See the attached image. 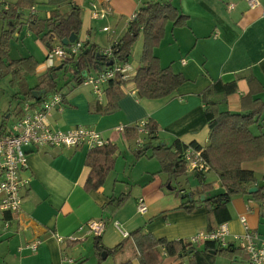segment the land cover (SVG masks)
<instances>
[{"label":"crops","instance_id":"crops-1","mask_svg":"<svg viewBox=\"0 0 264 264\" xmlns=\"http://www.w3.org/2000/svg\"><path fill=\"white\" fill-rule=\"evenodd\" d=\"M17 1L0 0V11ZM157 1L160 0H110V13L97 19L92 17V8H103L106 5L104 0H59V3L53 4L48 0H35L32 8L20 9V27L12 41L28 43L24 50L26 54H21L20 58L32 57L37 64L35 84L29 85L26 78L23 83L33 88L37 77L48 70L45 64L48 47L40 38L47 31L42 23L44 20L77 7L81 17L78 40L104 49L123 36L142 4ZM172 5L188 17V21L183 28H174L167 23L164 37L154 55L162 68L169 67L174 74H180L185 79L184 84L165 98L136 96L132 79L139 66L142 41L136 49L138 61L133 65L127 64L130 80L123 88L117 110L111 115L96 112L94 104L103 106L105 101L99 100L92 88L86 86L92 92L89 96L70 95L78 86H64L63 80L59 86L69 87V91L59 92L64 97L63 108L50 112L47 117L50 127L68 130L81 126L95 130L108 141V145L116 148L113 172L101 188L87 191L85 183L89 169L85 162L90 150L88 147L74 150L25 148L27 167L21 170L20 176L29 179V184L21 192L22 220L20 224L11 221L10 227L5 229L0 216V264H66L67 260L82 264H121L128 261L139 264L133 241L125 240L134 230L141 228L156 239L189 241L200 231L216 228L220 225L219 221L225 218L224 215L214 217L208 212L213 208L209 203H196L191 212L181 207L185 202L181 195L196 193L202 186H212V190L205 193L207 198L223 193L216 174L209 180L211 172L202 176L186 172L170 186L166 185L168 175L160 172L157 160L137 158L136 154L148 143L170 146L178 140L187 146H206L208 128L199 94L211 82L236 83L235 93L213 97L219 102L221 111L249 113L259 102H264V0H259L258 7L254 9L247 6L246 0H174ZM29 17L38 22L34 27L29 24ZM4 28L5 22L0 18V36ZM32 30L42 33L36 36ZM57 44L60 43L54 39L52 46ZM57 67L59 65L54 66ZM9 77L0 78V133H5L14 122L16 102L12 101V97L19 93L22 84L21 80H17L10 85ZM261 118L263 126L264 112ZM143 121L156 125V140L149 142L143 134H138L137 139L131 138L132 131L126 139L123 131L114 130L119 126L132 128ZM254 127L251 128L253 134ZM148 155L151 151L146 153ZM133 166H138L136 173ZM241 167L252 172L257 183L264 181L263 158L245 162ZM127 182L132 185L128 186ZM122 195L127 198L119 209H105L110 198ZM138 199H143L146 204L144 215L137 211ZM194 199H197L195 194ZM226 209L228 220L220 223L228 226L227 241L244 234L240 223L242 217L249 232L264 234L262 203L234 195L226 204ZM93 220L106 223L104 232L97 239L99 247L112 249L125 240L119 255L101 251L100 257V251L94 245L95 238L87 229V223ZM36 237L41 243L35 253L18 251L19 247ZM56 237H61L64 242L59 243ZM162 264H179V261L163 257ZM213 264H246V255L242 253L234 259L217 255Z\"/></svg>","mask_w":264,"mask_h":264},{"label":"trees","instance_id":"trees-1","mask_svg":"<svg viewBox=\"0 0 264 264\" xmlns=\"http://www.w3.org/2000/svg\"><path fill=\"white\" fill-rule=\"evenodd\" d=\"M173 1L160 0L142 4L132 21L129 22L123 36L110 46L111 58L104 57L100 52L102 49L85 43L84 49L77 57H72L69 61L62 63L59 68H50L38 76L37 84L33 88H29L23 81L26 75H35L37 64L34 59L27 57L11 60L9 53L13 36L20 27L18 11L22 8H32L35 0H18L15 4L8 5L5 10L0 11V18L4 20L6 27L0 36V78L11 76L10 83L17 80L22 82L21 90L12 97V101L16 102V107L13 110L14 119L21 116L22 106L25 103L35 108L44 102L47 95L60 92L63 88L58 83L60 75L65 81L64 86L71 84L74 88L83 84L86 74H98L108 70L113 63L127 64L133 45L139 37H142V51L139 66L132 79L136 96L145 99H161L176 92L184 84L185 79L180 74H174L169 67L162 68L154 55V50L164 37L166 24L171 23L174 28H183L188 21V17L181 14L172 5ZM48 3H59V0H48ZM29 21L32 27L38 23L35 18L31 17H29ZM42 23L47 31L40 38L48 49L52 46L54 39L61 44L63 39L74 34L78 40L81 30L80 10L77 7H72L68 12L57 13ZM41 33L42 31L34 32L36 36ZM126 83L127 81L121 80L118 76L108 80L103 86V98L100 99L104 100L105 104L103 106L94 104L96 112H100L102 115L113 114L117 110L118 101L123 96V88ZM236 90L235 82L223 83L217 80L211 82L199 94L204 104V117L208 128V141L203 148L195 144L187 146L175 140L170 146L162 144L152 146L151 143H148L138 149L136 154L137 158H141L146 157V153L151 151L149 158H155L158 161L160 172L168 175L166 185L171 186L172 181L178 180L187 171V164L182 159L184 150L187 147L202 150V157L210 166V172L213 171L217 174L224 192L207 198L205 193L210 191V186H202L197 189L196 193L181 195L185 200L181 207L185 211L191 212L196 203H209L213 208L208 212H211L214 217L225 216L223 220L219 221V224L228 220L226 204L232 196L241 195L250 198V201L262 203L264 193V188H262L255 193L248 194V190L258 183L252 172L243 170L241 167L245 162L264 159V131L260 130L261 132L257 135L251 131L254 126L261 129L264 102H259L258 106L249 113L234 114L219 110V102L213 99L216 95L226 97L235 93ZM41 91L43 94L35 98V95ZM145 130L146 135L144 136L149 139V142L156 140L157 128L153 122H146ZM130 131L133 132L131 138L137 139L139 133L136 125L132 128H123L126 139H129ZM5 133H0V135ZM115 152L116 148L112 145L89 150L85 162L89 169L85 183L87 191H96L104 185L108 176L113 172ZM198 176L202 175L198 174ZM171 188L174 190L173 187ZM194 194L197 199H194ZM126 198V195L110 198L105 209L116 211ZM213 229L215 228L207 229V231ZM98 238L94 239V245L97 251H100L98 253L100 257L102 256L101 251H105L103 252L105 254L119 255L124 248V241L131 239L137 249L139 264H162L163 257L175 258L179 264H183L184 261L187 264H213L217 255L234 259L244 253L231 243L222 246L218 242L210 241L191 244L186 240L156 239L152 235L144 233L141 228L129 233L124 241L112 249L99 247ZM73 264H82V262H73ZM121 264L131 263L128 261Z\"/></svg>","mask_w":264,"mask_h":264},{"label":"built area","instance_id":"built-area-1","mask_svg":"<svg viewBox=\"0 0 264 264\" xmlns=\"http://www.w3.org/2000/svg\"><path fill=\"white\" fill-rule=\"evenodd\" d=\"M106 5L103 8H92V17L94 19L105 17L110 13V0H104ZM250 9L258 7L259 0H246ZM231 9L232 6H229ZM85 42L75 40L68 46L57 44L51 46L46 53L45 64L47 69L54 68L77 57L84 49ZM101 54L106 58H111L110 46L102 49ZM129 67L127 64L113 63L108 70L98 74H86L82 85L92 88L94 95L100 100L103 98V86L108 80L116 76L123 81L130 80ZM64 104V97L59 92L52 93L48 98L35 108L25 103L22 106L23 113L15 118L11 127L5 134L0 135V216L3 218V227H10V222L15 221L18 224L22 220V194L21 192L28 187L29 179H23L20 176L21 170L26 169L25 148L33 147L37 150L44 148H56L74 150L80 147L89 149L100 148L108 145V141L99 133L91 128L77 126L68 130L52 129L47 121V117L54 109L61 110ZM146 122H140L136 125L138 133L146 135ZM116 132H122V127H116ZM182 159L187 164V173L207 174L210 167L202 157V150H196L190 147L182 153ZM264 207V193L261 200ZM137 211L144 215L147 212L146 204L143 199L137 200ZM8 218V219H6ZM240 223L244 229L242 236H234L233 240L227 241L229 229L227 224H220L211 231L203 230L198 232L189 243L195 244L205 241L218 242L222 246L231 243L240 248L246 255V264H264V234L249 232L246 220L242 217ZM106 227L103 220H93L87 223L88 233L98 238L102 235ZM25 228V227H24ZM57 236V235H56ZM126 237L125 234H123ZM59 243L64 240L56 237ZM39 238H33L24 246L18 248V251L27 250L35 253L40 245ZM66 264H73L67 260Z\"/></svg>","mask_w":264,"mask_h":264},{"label":"rangeland","instance_id":"rangeland-1","mask_svg":"<svg viewBox=\"0 0 264 264\" xmlns=\"http://www.w3.org/2000/svg\"><path fill=\"white\" fill-rule=\"evenodd\" d=\"M141 41H142V37H139L137 40H136V42L134 43V45H133V48H132V52H131V54H130V57H129V59H128V63L127 64H129V65H133L134 64V62H137L138 61V59L136 58V55H137V46H138V44L139 43H141ZM142 45V44H141ZM26 46H28V43H21V42H15V41H12L11 42V44H10V54H9V58L10 59H14V58H16V59H18V58H20V56H21V54H24L25 53V48H26ZM32 50H33V48H32ZM26 54V53H25ZM22 76V75H21ZM10 79L9 80H11L12 79V77L10 76L9 77ZM26 80H27V82H28V84L29 85H31V86H33L34 84H35V81H36V75H26ZM16 80V79H15ZM13 82H9V84L10 85H13L12 84ZM58 83L59 84H63V77H62V75H60V78H58ZM62 91H64L65 93H68V91H69V87H66V88H62ZM71 94H82V95H92V92H91V89L89 88V87H86V86H78L77 87V89L76 90H74L72 93H70V95ZM94 97V96H93ZM52 128V127H51ZM53 129V128H52ZM57 130V129H56ZM264 131V124H263V126H261V129L260 128H258V127H254L253 128V132H254V135H257V134H259V132H261V131ZM146 157H149V155L148 156H146ZM121 158H122V156H121ZM141 158H145V156H143V157H141ZM147 160H155L156 161V159L155 158H146ZM210 167V166H209ZM133 169H134V172L136 173L137 171H138V166L137 167H135V166H133ZM209 173V172H208ZM194 174H196V173H194ZM213 174H216L215 172H211L209 175H208V179L209 180H211V178L212 177H214V175ZM198 175V174H197ZM202 175V174H201ZM217 175V174H216ZM127 185L128 186H131L132 185V183H130V182H127ZM210 186V190H212V186L211 185H209ZM252 188V187H251ZM250 188V189H251ZM124 207V206H123Z\"/></svg>","mask_w":264,"mask_h":264},{"label":"water","instance_id":"water-1","mask_svg":"<svg viewBox=\"0 0 264 264\" xmlns=\"http://www.w3.org/2000/svg\"><path fill=\"white\" fill-rule=\"evenodd\" d=\"M76 40V36L74 34H71L69 38L67 39H63L62 40V45L63 46H68L69 44L75 42ZM59 68V67H58ZM43 94V92H39L35 95V98L41 96ZM264 188V181L258 183L255 187H252L251 189L248 190V194H252V193H255L257 192L259 189H262ZM106 257V256H105ZM104 258V257H103Z\"/></svg>","mask_w":264,"mask_h":264}]
</instances>
